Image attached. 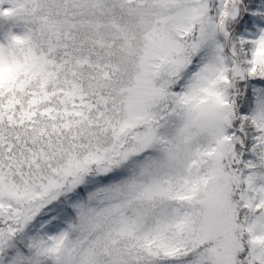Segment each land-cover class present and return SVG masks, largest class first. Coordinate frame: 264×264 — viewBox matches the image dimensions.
<instances>
[{"label": "snow or ice", "instance_id": "6c2138e0", "mask_svg": "<svg viewBox=\"0 0 264 264\" xmlns=\"http://www.w3.org/2000/svg\"><path fill=\"white\" fill-rule=\"evenodd\" d=\"M0 264H264V0H0Z\"/></svg>", "mask_w": 264, "mask_h": 264}]
</instances>
